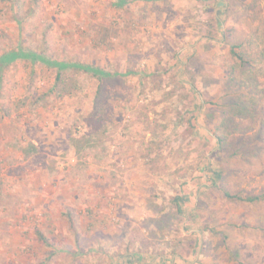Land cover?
I'll return each mask as SVG.
<instances>
[{
	"label": "rangeland",
	"instance_id": "1",
	"mask_svg": "<svg viewBox=\"0 0 264 264\" xmlns=\"http://www.w3.org/2000/svg\"><path fill=\"white\" fill-rule=\"evenodd\" d=\"M12 52L0 264H264V201L223 196L264 195V0H0Z\"/></svg>",
	"mask_w": 264,
	"mask_h": 264
},
{
	"label": "trees",
	"instance_id": "2",
	"mask_svg": "<svg viewBox=\"0 0 264 264\" xmlns=\"http://www.w3.org/2000/svg\"><path fill=\"white\" fill-rule=\"evenodd\" d=\"M242 45L241 44H234V45H231L230 46V53L231 55L235 58V60L238 62V69H241V70H245V62H244V53L243 51L241 50V47ZM31 59L32 61H35L37 60V56L35 54H32V55H28V54H25L23 52H20V53H8V54H5L3 56L0 57V67L4 68L6 67L7 65L11 64L15 59ZM44 64L48 65L49 67H55L57 68V74H56V83H55V87L58 85L57 81L58 79L60 80L59 78V73L63 70V69H66L67 68V65L66 64H63V63H56V62H48L46 60H44L43 58H40ZM85 71L87 72H92L93 75L95 76H98L99 79H101V76L103 77L104 74L102 72H98V70H91V69H88V68H85L84 69ZM100 76V77H99ZM245 73L244 71L243 72H240L239 74H234V76L229 79V82L233 85L235 84H238V89H239V94L234 98V101L231 103H229L228 105L226 104L225 105V108L228 109L229 111V116L226 117V113L225 112H221V116H222V120H223V126H229L230 124H232L234 122V118L235 116L239 115V116H243L246 115L248 113V110L250 108V104H253V103H248L246 101H255L254 100V97L251 95L250 98L247 96L248 93L246 92V96H244V98H246V100L244 101V98L243 96L240 94V87H242L241 85L243 84L241 82L240 79H245L247 81V77H245ZM247 86L248 84H244V87L247 89ZM224 114V115H223ZM228 114V113H227ZM234 117V118H233ZM236 123V122H234ZM239 125V124H238ZM216 144L217 145H220L221 147L223 146L224 144V140H223V137L222 136H217L216 137ZM219 178H221V176L219 175L218 176ZM223 196L227 199H234V200H237V201H240V202H245V203H256V202H260V201H264V195H244V194H230L228 191L224 190L223 191ZM174 203H175V207L177 208V212L178 213H181V206L178 202V198H175L174 200Z\"/></svg>",
	"mask_w": 264,
	"mask_h": 264
},
{
	"label": "crops",
	"instance_id": "3",
	"mask_svg": "<svg viewBox=\"0 0 264 264\" xmlns=\"http://www.w3.org/2000/svg\"><path fill=\"white\" fill-rule=\"evenodd\" d=\"M15 53V52H14ZM4 150L6 149V146L3 148Z\"/></svg>",
	"mask_w": 264,
	"mask_h": 264
}]
</instances>
